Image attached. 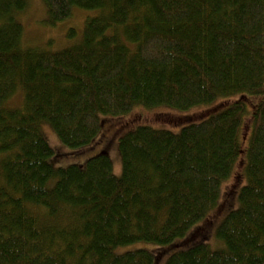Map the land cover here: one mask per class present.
Instances as JSON below:
<instances>
[{"label": "trees", "instance_id": "16d2710c", "mask_svg": "<svg viewBox=\"0 0 264 264\" xmlns=\"http://www.w3.org/2000/svg\"><path fill=\"white\" fill-rule=\"evenodd\" d=\"M27 2L0 0V264H159L168 252L163 264H264V0H44L50 25L96 11L56 51L23 44ZM233 94L257 97L246 142L237 97L178 131H124L120 176L97 148L108 118L136 106ZM42 123L93 154L54 167ZM242 153L245 180L215 232L224 247L211 249L194 226ZM136 242L160 246L114 252Z\"/></svg>", "mask_w": 264, "mask_h": 264}, {"label": "rangeland", "instance_id": "374dc122", "mask_svg": "<svg viewBox=\"0 0 264 264\" xmlns=\"http://www.w3.org/2000/svg\"><path fill=\"white\" fill-rule=\"evenodd\" d=\"M27 1V7L24 12L22 11L18 15V20L23 27V44L40 50L56 51L77 43L82 35L84 20L96 12L81 8H74L69 17L57 22L54 25H50L45 22L47 14L45 11L44 0ZM237 97L243 100L249 108L248 113L245 116L241 132L242 141L246 142L249 134L251 112L257 101V97L249 94H233L225 97H218L209 105H202L198 107L194 106L195 108L188 110H179L168 106L150 108L145 106H136L122 116L118 115L117 117L108 118L107 126L104 129V132L100 130L99 133L96 134L97 139L99 138L98 136L100 133H103L102 138L103 136L107 138L100 141L97 148L107 151L111 160L113 174L115 176H120L121 159L117 147V139L124 131L137 124H148L153 127L178 131L182 124L199 120L210 112L223 107ZM17 101V95L11 99L12 103H16ZM40 128L43 137L53 150V153L48 157V162L54 167L66 166L71 163L81 164L88 156L93 154V151H84L88 148V146H90V144L75 148L69 147L59 140L49 125L42 123L40 124ZM243 167L244 158L242 153L236 160L231 174L222 182L220 186L221 197L217 201V204L210 210L202 221L194 226V228H197L195 233L196 235L199 234L209 236L208 240L205 241L211 249L224 247L223 242L216 236V227L219 224V220H221V215L227 212L229 208V206L227 207V204L224 203L225 201H223L224 194L227 192L234 193L239 184L243 183L245 180ZM52 182L53 179H50V183ZM235 205H237V201ZM158 246L160 245L156 246V243L153 244L151 242H136L126 246L116 247L114 252H121L123 250L136 247H144L151 250ZM161 246L165 247L164 245ZM168 253L163 256V258L159 261V264H163Z\"/></svg>", "mask_w": 264, "mask_h": 264}]
</instances>
